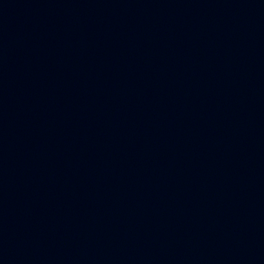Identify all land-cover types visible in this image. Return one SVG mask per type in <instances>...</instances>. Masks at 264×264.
<instances>
[{
	"label": "water",
	"instance_id": "water-1",
	"mask_svg": "<svg viewBox=\"0 0 264 264\" xmlns=\"http://www.w3.org/2000/svg\"><path fill=\"white\" fill-rule=\"evenodd\" d=\"M0 264H264V0H0Z\"/></svg>",
	"mask_w": 264,
	"mask_h": 264
}]
</instances>
